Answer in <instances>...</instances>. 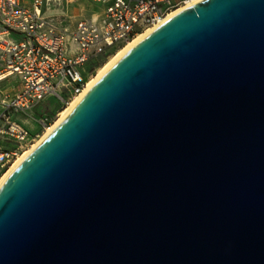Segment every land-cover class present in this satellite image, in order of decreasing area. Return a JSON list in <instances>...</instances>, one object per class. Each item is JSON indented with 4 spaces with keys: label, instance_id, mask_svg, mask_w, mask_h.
I'll return each mask as SVG.
<instances>
[{
    "label": "water",
    "instance_id": "water-1",
    "mask_svg": "<svg viewBox=\"0 0 264 264\" xmlns=\"http://www.w3.org/2000/svg\"><path fill=\"white\" fill-rule=\"evenodd\" d=\"M0 264H264V0L116 61L0 186Z\"/></svg>",
    "mask_w": 264,
    "mask_h": 264
},
{
    "label": "built area",
    "instance_id": "built-area-1",
    "mask_svg": "<svg viewBox=\"0 0 264 264\" xmlns=\"http://www.w3.org/2000/svg\"><path fill=\"white\" fill-rule=\"evenodd\" d=\"M90 1L101 6L100 13L68 28L45 15L43 0L31 6L0 0V75L16 76L22 85L10 100L0 101V176L38 136L16 121L15 113L50 96L66 104L87 82L88 62L114 54L175 9L198 0ZM38 123L40 130L52 124L46 118Z\"/></svg>",
    "mask_w": 264,
    "mask_h": 264
},
{
    "label": "rangeland",
    "instance_id": "rangeland-1",
    "mask_svg": "<svg viewBox=\"0 0 264 264\" xmlns=\"http://www.w3.org/2000/svg\"><path fill=\"white\" fill-rule=\"evenodd\" d=\"M45 5H47V3ZM71 5H73V4H71ZM69 11L71 12V9ZM81 14H82L81 11L78 9V11H76V14H72V16L70 15L69 17H66V18H63L62 20H60L59 25H61V27L63 25L65 26V25H67L66 24L67 21H68V23H73L76 21L77 16L81 15ZM51 19H54V18L52 17ZM112 55H113V53L107 57H103V58L97 60L96 63L88 62L87 65L85 66L86 71L88 72V79L95 76L98 69L102 66V64L105 63ZM19 86H20V83H19V80L16 76L3 79L2 81H0V95H3V94L7 95L13 89H18ZM1 99L2 98H0V100ZM6 100H10V98H6ZM65 100L67 101V103L69 102V99L66 98ZM67 103L65 104L64 102L60 101L59 99H57L56 97H53V96L46 97L43 101L38 103L35 107L28 109L22 113L21 112L15 113V119H16V121H18L23 126H25V125L29 126L30 123H33L34 121L36 123L41 118H46V119H48L49 122L53 123L56 120L58 113L63 108H65L67 106ZM43 131L44 130H40V129H37L35 131V129H34L33 134L38 133V136H37V138H38L42 134ZM37 138H35V139H37ZM29 145L30 144H28L27 146H29Z\"/></svg>",
    "mask_w": 264,
    "mask_h": 264
},
{
    "label": "bare ground",
    "instance_id": "bare-ground-1",
    "mask_svg": "<svg viewBox=\"0 0 264 264\" xmlns=\"http://www.w3.org/2000/svg\"><path fill=\"white\" fill-rule=\"evenodd\" d=\"M196 1H189L187 5H191ZM185 6H181L171 13H169L163 20L159 21L157 24H155L153 27L145 30L141 34L137 35L134 39L129 41L127 44L123 45L121 48L116 50V52L105 62L102 64V66L98 69L95 76L89 78L85 85L83 86L80 93L75 94L70 101L68 102L67 106L63 108L57 115L56 120L45 128V130L42 132V134L34 140L32 144H30L27 148L24 149L23 152H21L14 161L10 164L8 169L2 173L0 176V186L3 184V182L6 180V178L10 175V173L26 158V156L39 144V142L47 136V134L56 127L66 116H68L74 107L78 104V102L81 100V98L86 94V92L95 84V82L116 62L118 61L129 49H131L135 44H137L142 38H144L149 32H151L154 28L162 24L165 20H167L170 16L184 8ZM6 78V76L0 75V80ZM21 84V83H20ZM22 88V85H21ZM12 98V97H11ZM1 101V100H0Z\"/></svg>",
    "mask_w": 264,
    "mask_h": 264
},
{
    "label": "crops",
    "instance_id": "crops-1",
    "mask_svg": "<svg viewBox=\"0 0 264 264\" xmlns=\"http://www.w3.org/2000/svg\"><path fill=\"white\" fill-rule=\"evenodd\" d=\"M33 1L34 0H21V3L25 6H31ZM43 2L44 4L47 3V5H45L46 7L43 8L44 13L49 17H53L54 18L53 20L58 25L60 23V20H62L63 18L69 17L70 15L72 16V14H76V11H78V9L81 11L82 14L77 16L76 21L80 19L95 18L100 13V9H101V6L92 3L90 0H43ZM70 9H71V12L69 11ZM75 22L68 23L67 21L66 22L67 25L65 26L63 25L62 27L71 28L74 26ZM20 90H21V84L18 89H13L7 95H4V94L0 95V98L6 100V98L13 97ZM0 109H1V106H0ZM39 126H40L39 123L38 122L35 123V121L33 123H30L29 126L25 125V127L32 134H33L34 129L35 131L39 129Z\"/></svg>",
    "mask_w": 264,
    "mask_h": 264
}]
</instances>
